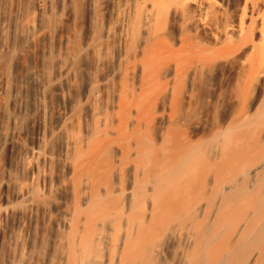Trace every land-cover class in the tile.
I'll list each match as a JSON object with an SVG mask.
<instances>
[{"label":"bare ground","instance_id":"obj_1","mask_svg":"<svg viewBox=\"0 0 264 264\" xmlns=\"http://www.w3.org/2000/svg\"><path fill=\"white\" fill-rule=\"evenodd\" d=\"M129 1L132 20L103 79L106 110L91 77L89 115H74L79 99L55 127L44 120L51 85L69 97L63 86L82 68L79 50L55 80L39 78L28 110L19 104L35 140L17 119L0 127V150L17 152L16 170L0 179L14 186L1 206L18 216L6 264H264V0H237L235 16L209 11L211 0ZM171 11L195 34L182 23L169 35ZM143 18L150 30L137 46ZM187 99L194 112L182 115ZM38 210L41 234L32 227Z\"/></svg>","mask_w":264,"mask_h":264},{"label":"rangeland","instance_id":"obj_2","mask_svg":"<svg viewBox=\"0 0 264 264\" xmlns=\"http://www.w3.org/2000/svg\"><path fill=\"white\" fill-rule=\"evenodd\" d=\"M40 2L44 7L43 11L39 12L42 15H38L36 18L37 28L34 31H28L26 25L31 18L30 11L37 5V0H0V127L4 126L6 130L10 131L14 127L12 119H17L23 130L29 134L30 140H35L38 128L36 129V125L28 123L27 117L20 112L19 104L22 101L28 110L26 101H29L39 90L40 79L46 74L45 77H48L46 79L55 80L58 68L64 66L70 55L76 51L82 50L85 53L82 56V68L80 67L78 75L72 76L63 86L66 96L71 97H68L69 99L66 97V100L61 99L57 95L55 87L51 85L48 88L49 98L44 120L48 127H55L60 109L61 112L69 110L72 101L79 99L81 100L80 107L74 115H89L83 98L91 77L100 81L96 87L97 94H99L97 108L102 111L107 109L111 88L107 87L109 85H106V80L103 79L107 77L109 66L123 47L122 38L126 33L124 30L128 29L132 20L130 6L133 2L129 0H40ZM211 2H206V9L215 7L211 10L217 11L218 9V11L224 12L227 9L232 16L237 14L235 7L237 0H211ZM171 13L165 20L166 26L164 27L169 35L178 36L182 27L187 28L188 22L184 23L185 20L182 17L172 11ZM149 23L147 18H143L141 21L137 46L148 36ZM189 27L192 28L190 31L195 34L190 23ZM165 29L163 31L166 34ZM256 37L258 36L256 35ZM98 56L103 63L101 62L97 66L94 63ZM222 69H224V64H220L209 78H212L213 82L218 81ZM233 74L234 72L231 73V75ZM129 76L132 80L135 75L130 74ZM37 78H40V82L37 81L39 83H36ZM130 78L128 77L129 81ZM229 94L228 92L226 97ZM230 99L226 98L225 102L229 103ZM192 105L191 101L187 99L183 105L182 115L188 113L191 115L194 112V105ZM224 105L230 106L231 103H224ZM76 120L74 118L71 121L68 129L77 127ZM57 151L56 147V155ZM16 158L15 148L0 150V179L7 180L8 174L16 170ZM38 186L40 191H44L42 181L38 183ZM13 192V185L0 187V264H6L9 259V242H11L12 232L18 222L17 215H7L4 207L1 206L2 201L13 196ZM59 194L50 196L46 201L50 203L65 195V193ZM44 216L42 210H38L32 215V227L38 234H41L43 230Z\"/></svg>","mask_w":264,"mask_h":264}]
</instances>
